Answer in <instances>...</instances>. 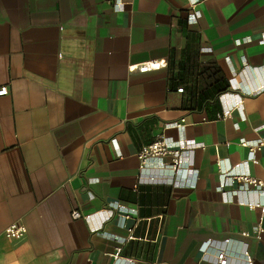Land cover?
Returning <instances> with one entry per match:
<instances>
[{"label": "crops", "instance_id": "crops-1", "mask_svg": "<svg viewBox=\"0 0 264 264\" xmlns=\"http://www.w3.org/2000/svg\"><path fill=\"white\" fill-rule=\"evenodd\" d=\"M193 52L230 84L201 104ZM0 86V264H264V191L230 179L264 180V0H0ZM160 135L190 165L140 179Z\"/></svg>", "mask_w": 264, "mask_h": 264}, {"label": "built area", "instance_id": "built-area-1", "mask_svg": "<svg viewBox=\"0 0 264 264\" xmlns=\"http://www.w3.org/2000/svg\"><path fill=\"white\" fill-rule=\"evenodd\" d=\"M159 66V63L156 62H148L144 64L143 66L139 67L140 71H145L147 69L156 68ZM136 66H132L130 69H135ZM263 88L257 87L255 89V92H260ZM180 93L184 92V88L180 87L177 90ZM9 93L8 86H0V96H5ZM254 92H249V94ZM242 102L241 99H238L235 103V105H240ZM230 114V110L224 109L223 114L221 117H226ZM220 117V115H218ZM185 120H181L180 123L175 124V126L182 127L184 126ZM241 144L243 146H247L249 148V152L251 154V157L254 156V154L261 150L264 146V140H258L257 142H249L247 140H242ZM193 146L192 144H180V145H173L169 138L165 137L164 135H160L155 141H153L151 144L145 145L141 148V150L138 153V158L140 161V179H144V170L150 166V165H158L161 168H165V170H170L172 177H176L183 168H188L190 165L189 157L192 153ZM166 158H171V164H168L166 162ZM168 168V169H167ZM231 181H238L242 182L244 185L248 187H253L258 190L264 191V180L253 177L249 174H240V175H233L230 176ZM146 180V179H145ZM160 180L156 175H151L147 177V181L149 182H157ZM171 182V181H170ZM172 183V182H171ZM175 183V182H174ZM177 186H185L186 184L181 182L177 183ZM120 212H127L126 210H123L122 208H117ZM73 218L79 219V218H90L91 215H83L80 211H74L72 213ZM114 215V211L111 210L108 212L106 216L103 217V220H106ZM127 217V215H125ZM27 228L22 224L12 223L8 225L4 230V235L9 239L14 240H21L26 236ZM216 262L217 264H228V256L226 252L220 251L218 252L216 256Z\"/></svg>", "mask_w": 264, "mask_h": 264}, {"label": "trees", "instance_id": "trees-1", "mask_svg": "<svg viewBox=\"0 0 264 264\" xmlns=\"http://www.w3.org/2000/svg\"><path fill=\"white\" fill-rule=\"evenodd\" d=\"M184 71L186 75L197 78V83L202 84V90L197 91L200 104L211 97L215 98L230 88L229 81L216 62L213 60L203 62L196 52L187 57Z\"/></svg>", "mask_w": 264, "mask_h": 264}]
</instances>
